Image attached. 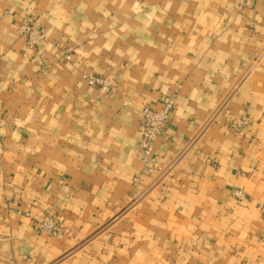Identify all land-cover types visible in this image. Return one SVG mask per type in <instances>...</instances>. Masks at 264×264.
<instances>
[{
    "label": "crops",
    "instance_id": "0c3cea01",
    "mask_svg": "<svg viewBox=\"0 0 264 264\" xmlns=\"http://www.w3.org/2000/svg\"><path fill=\"white\" fill-rule=\"evenodd\" d=\"M0 264H264V0H0Z\"/></svg>",
    "mask_w": 264,
    "mask_h": 264
},
{
    "label": "built area",
    "instance_id": "2783aa9c",
    "mask_svg": "<svg viewBox=\"0 0 264 264\" xmlns=\"http://www.w3.org/2000/svg\"><path fill=\"white\" fill-rule=\"evenodd\" d=\"M18 35L26 40V45L29 49L35 51L41 50L47 41L46 34L37 28L35 21L30 17H26L20 22ZM64 59L69 60L70 57L67 55ZM83 80L90 88L102 93L94 100H99L102 97H110L120 90L119 81L112 77L89 74L84 75ZM226 100L222 103L220 108L224 107ZM176 104L177 92H173L167 96L160 109H151L149 107L143 109L139 133L141 137V155L144 161H154L153 152L156 142L161 137L166 126L170 123ZM214 118L215 114L211 117L210 121H213ZM247 124V118H242L238 121V128L240 131H242L241 129H243ZM154 170L155 169L153 167L148 169L150 173L154 172ZM233 194L240 201L245 198V194L242 190H235ZM37 231L40 234H46L52 237H59L63 235V233L67 232L64 226H62L57 220L49 217L38 225Z\"/></svg>",
    "mask_w": 264,
    "mask_h": 264
},
{
    "label": "rangeland",
    "instance_id": "374dc122",
    "mask_svg": "<svg viewBox=\"0 0 264 264\" xmlns=\"http://www.w3.org/2000/svg\"><path fill=\"white\" fill-rule=\"evenodd\" d=\"M67 55L70 57L69 60H65V59H64V57L67 56ZM61 60H62L63 62H64V61H65V62H68V61L71 60V56L69 55V53H68V54H65V55L62 57ZM258 62H259V58L254 62L253 68L256 67V65L258 64ZM100 76H102V75H100ZM101 94H102V93L100 92V95H101ZM100 95H99V96H100ZM48 217H49V216H48ZM48 217H46V218H48ZM46 218H45V219H46ZM49 218H51V217H49ZM45 219H44V220H45ZM53 219H54V218H53ZM44 220H43V221H44ZM43 221H42V222H43ZM42 222H40V223H42ZM40 223H39V224H40ZM39 224H38V225H39ZM38 225H37V227H38ZM37 227H36V228H37ZM45 235H46V234H45ZM47 236H50V235H47ZM51 237H52V236H51Z\"/></svg>",
    "mask_w": 264,
    "mask_h": 264
}]
</instances>
